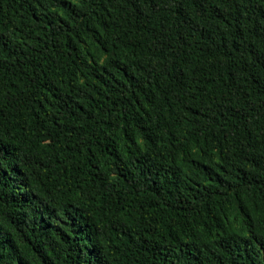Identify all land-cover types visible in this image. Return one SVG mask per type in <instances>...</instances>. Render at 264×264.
Instances as JSON below:
<instances>
[{"label":"trees","instance_id":"obj_1","mask_svg":"<svg viewBox=\"0 0 264 264\" xmlns=\"http://www.w3.org/2000/svg\"><path fill=\"white\" fill-rule=\"evenodd\" d=\"M0 264H264V0H0Z\"/></svg>","mask_w":264,"mask_h":264}]
</instances>
